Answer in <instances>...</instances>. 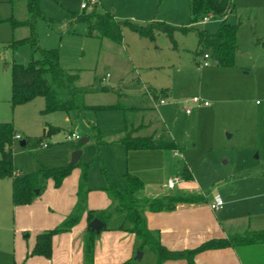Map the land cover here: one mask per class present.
Wrapping results in <instances>:
<instances>
[{"label":"rangeland","instance_id":"374dc122","mask_svg":"<svg viewBox=\"0 0 264 264\" xmlns=\"http://www.w3.org/2000/svg\"><path fill=\"white\" fill-rule=\"evenodd\" d=\"M87 1L39 0L40 10L47 17L35 22L40 47L59 50L61 66L79 72L77 86L107 89L88 94L89 106L148 108L156 104L147 88L168 91V96L159 97L156 111L129 115L139 121L138 125L144 116L153 122L161 116L168 138L179 146V154L175 155L176 150L166 151L164 157L160 153L130 152L110 144L125 127V112L121 110L44 114L43 97L12 108L8 103L12 96V66L15 62L27 65L32 59L31 44L16 48L13 45L30 37L31 28L9 23L14 17L20 21L29 19L24 0L13 4L0 0V123H12L22 135L12 148L15 169L27 174L42 168L65 167L81 151L75 168L89 165L88 180L95 189L107 182L127 188V174L138 170L145 179L144 193L220 197L224 202L229 196L246 200L247 205L264 201V48L259 43L264 40V0H234L237 10L229 21L241 23V27L233 67L216 66L212 57L211 66H201L203 55L210 52L199 47L195 31L175 32V43L164 33H156L153 41L127 27H123L122 45L98 35L89 36L87 24L73 18L84 12L81 5ZM94 9L112 12L118 21L141 25L160 21L182 26L191 20L189 0H101L86 12ZM219 25L220 20L216 19L194 26L215 33ZM33 56L38 58L37 54ZM192 97L207 100L209 106L190 104L188 98ZM188 108L192 109L191 114L186 113ZM47 126L61 131L36 142ZM72 133L80 135L78 142L67 141ZM26 139L27 145L21 146L20 141ZM185 165L192 172L193 182L182 177ZM175 177L181 182L169 190L168 183ZM5 181L12 191V182ZM0 213L12 221L7 206L0 204ZM6 252H11V245L2 240L0 256L12 261ZM245 257L253 264H264V247H254ZM157 263V256L149 247L145 257L132 262Z\"/></svg>","mask_w":264,"mask_h":264},{"label":"trees","instance_id":"16d2710c","mask_svg":"<svg viewBox=\"0 0 264 264\" xmlns=\"http://www.w3.org/2000/svg\"><path fill=\"white\" fill-rule=\"evenodd\" d=\"M29 13V19L17 20L9 19L13 27L27 26L31 28V35L28 38L15 41V48L23 44H31L32 59L27 65L14 63L12 66V96L10 104L12 108L18 105L31 102L36 97H43L46 103L44 114L50 112H69L76 111L79 114L86 110L94 109H120L126 111L128 108L122 106L98 107L89 106L86 102L88 94L106 91L105 88H81L77 86L79 72L72 71L61 66L59 50L55 48L43 49L36 38L35 22L39 18H47L40 10L39 0H24ZM101 1V0H100ZM13 2V0H11ZM191 20L189 23L176 26L166 22L154 21L147 25H141L129 20L118 21L112 12H99L97 9L87 13L74 15V20L83 21L88 26V35L94 33L101 39H110L118 45L123 44L122 31L123 27L129 28L132 32L141 37L155 40V34L164 33L175 43V32L186 34L195 31L198 36L199 47L206 48L211 54L214 62L219 66L233 67L236 53L238 52V31L241 23H231L228 16L236 8L234 0H190ZM211 20H220L219 28L215 33L206 29H197L194 25ZM264 48V40L259 41ZM38 55V58L33 55ZM155 99L160 96H166L167 91L154 92ZM143 126L134 127L129 120L126 123V135L118 141L127 150H178L179 146L174 139H169L166 129L157 135H135ZM61 129L47 126L44 128L43 136L35 138L36 142H41L48 137L60 132ZM18 132L12 123H0V180L11 178L13 182L12 198L15 206L32 203L37 193L45 189L47 180L52 179L55 186L59 187L63 180L77 166L68 164L65 167L42 168L33 174L18 173L14 167V154L12 151ZM26 145L29 142L25 140ZM88 164H82V173L78 189V202L74 210L66 220L55 229L41 233L37 237L36 247L31 255H42L50 258L52 255V237L56 234L65 233L78 224L83 214L87 211V194L88 188ZM185 180H190L191 174L185 165L182 173ZM128 187L121 189L108 182L107 193L112 199V207L106 211L97 212V214L88 211L89 222L99 218L108 224L115 215H125L128 221L129 229L133 232L138 241H140L139 250L149 247L157 256L158 263L162 264L167 260L184 259L188 264H196V254L208 250L223 249L225 247L247 246L254 244H264V231L254 233H238L223 239H211L192 250L170 251L159 240V237L151 232L147 225L145 211L160 212L162 210H175L179 203H199L203 198L197 196H165L159 199L144 198L140 199L139 195L144 189V181L138 177L127 174ZM107 228V227H106ZM98 234L87 230L84 237V258L85 264H94V249Z\"/></svg>","mask_w":264,"mask_h":264},{"label":"crops","instance_id":"0c3cea01","mask_svg":"<svg viewBox=\"0 0 264 264\" xmlns=\"http://www.w3.org/2000/svg\"><path fill=\"white\" fill-rule=\"evenodd\" d=\"M14 1L15 0L11 2L10 0L12 4ZM236 10L237 5L232 14L228 16V20ZM94 35H96V33H94ZM147 92L157 105L159 98L155 99L153 94L156 91L147 88ZM166 96H168V91ZM8 103L10 104V100ZM156 105L148 108L125 106L128 109L126 111L121 110L125 112L126 117L124 130L110 144L124 147L119 144L118 141L126 135V123L128 120L135 128L143 126L138 133H141L143 130L149 132L148 134H146V132L140 136L155 133L159 135L162 129H166L161 116H156L154 122L152 119L144 116L142 124L138 125L139 121H134L133 117L129 115L131 113L138 114L142 111L146 113L154 112L157 110ZM191 113L192 112H190V114ZM162 116L165 117V115ZM58 133L54 134L53 137ZM138 133L135 135H139ZM18 134L21 135L19 132ZM127 151L160 153L162 156L167 157L166 151L170 150ZM134 158H137L136 155ZM79 161L80 159L78 162ZM78 162L75 165H78ZM188 170L191 177H193L191 170L189 168ZM148 171L149 170H147L146 173H148ZM131 172L133 173L132 175L143 181L144 177L138 170H132ZM18 173H23V171L17 170V174ZM81 173L82 167L79 170L74 168L71 174L65 177L63 180L64 182L59 187L55 186V182L52 179L47 180L45 189L40 194H37L32 203L19 206L13 204L10 183L5 181L10 180L12 182V179L3 178V180H0V204L7 206L10 210V214H12L11 223L7 220L6 216L0 213V243L2 240L10 243L11 252H6L5 254L8 256L11 254L12 260L9 262L4 261L0 256V264H85L83 242L85 234L89 229L88 224L90 223L88 211L97 214V212L106 211L112 207V199L106 191L108 182L107 185L103 184L95 189L91 186L90 181H88L89 192L87 194V211L83 214L80 222L74 225L72 229L52 237V255L50 258H46L42 255H31V252L36 247L38 235L60 226L66 218L73 213L72 211L78 202L77 193ZM193 180L194 177L185 181L190 183L193 182ZM184 185L181 187L186 188L187 185ZM116 186L121 189L126 188L119 185ZM145 187L144 182V189L139 195L140 199H159L170 196L144 193ZM197 197L203 198V201L191 204L179 203L175 207V210L172 211H145L149 229L159 237V240H161L162 244L168 250H192L211 239H223L238 233L244 234L264 231V201H254L253 205H247L246 202L248 201L246 200L234 199L227 196L222 209L214 211L210 208V204L214 202L216 198L220 197ZM106 227L107 228L102 229V231L98 233V237L95 241L94 264H132L133 261L145 257L146 247L143 250H139L140 241H138L133 232L128 230L129 225L125 215L114 216L112 220L106 224ZM254 247H264V244L208 250L196 254L195 262L196 264H253V261L251 260L250 262L245 255L247 256ZM139 251L142 253L141 258L136 257ZM255 263L258 264L257 261H255ZM162 264H188V262L184 259H177V261L167 260Z\"/></svg>","mask_w":264,"mask_h":264},{"label":"built area","instance_id":"2783aa9c","mask_svg":"<svg viewBox=\"0 0 264 264\" xmlns=\"http://www.w3.org/2000/svg\"><path fill=\"white\" fill-rule=\"evenodd\" d=\"M100 3V0H88L87 2L83 3L81 5V9L83 10H87L91 5H97ZM207 19L205 18L204 21H206ZM201 66L203 67H208L212 65L211 62V55L209 53H205L203 55L202 61H201ZM188 102L190 104H195L197 107H202L204 106H209V102L207 100H202L198 97H192V98H188ZM161 103L164 104L166 103V101L164 99H161ZM192 111L191 108L186 109V113H190ZM21 135L17 134L16 136V140L20 139ZM67 141H71V142H78L80 140V135L78 134H74L72 133L71 135H68L67 137ZM45 147H47V145H44ZM179 154V152L176 150L175 151V155L177 156ZM179 182H181V178L179 177H175L174 180H170L168 183V189H174L176 184H178ZM224 204V201L221 200L220 198H216V200L214 202H212L210 204V208H212V210L217 211L222 209V206Z\"/></svg>","mask_w":264,"mask_h":264},{"label":"water","instance_id":"95a60500","mask_svg":"<svg viewBox=\"0 0 264 264\" xmlns=\"http://www.w3.org/2000/svg\"><path fill=\"white\" fill-rule=\"evenodd\" d=\"M217 64H218L217 62H214V65H217ZM82 141L85 142L87 140L83 139ZM20 145L21 146H25L26 145V141L25 140L20 141ZM80 155H81V151L80 152L78 151V152H76L74 154V158H73V161H72L73 165H75L78 162V160L80 159ZM36 193L38 194L39 191H36ZM88 227H89V229L92 232H95L96 234H98V233H100L102 231V229L106 228V224L102 220L97 218V219H94L92 222H90L88 224ZM141 255H142V253L139 251L137 253V257L141 258Z\"/></svg>","mask_w":264,"mask_h":264}]
</instances>
